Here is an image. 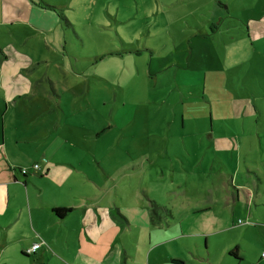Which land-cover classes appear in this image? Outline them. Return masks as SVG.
Here are the masks:
<instances>
[{"label":"rangeland","instance_id":"1","mask_svg":"<svg viewBox=\"0 0 264 264\" xmlns=\"http://www.w3.org/2000/svg\"><path fill=\"white\" fill-rule=\"evenodd\" d=\"M66 12L53 46L33 33L25 45L35 84L60 95L44 121L76 135L66 158L113 207L93 254L117 241L121 264H264V0H68ZM177 59L205 83L177 88ZM41 92L36 111L51 102ZM35 118L0 102L14 159L37 158Z\"/></svg>","mask_w":264,"mask_h":264},{"label":"crops","instance_id":"2","mask_svg":"<svg viewBox=\"0 0 264 264\" xmlns=\"http://www.w3.org/2000/svg\"><path fill=\"white\" fill-rule=\"evenodd\" d=\"M35 1L38 3L0 0V102L13 110L21 108L35 113L36 118L31 123L39 125L36 122L39 121L42 126L41 131L34 130L27 139L39 142L37 158L14 159V153L10 152V138L6 140L3 136L0 142V264H51L59 259L63 264H121L123 258L117 241L101 258L94 255L87 244L95 242L99 232L105 229L104 225L112 222L113 207L101 203L103 194L97 191L102 180L80 169L74 157L66 158L63 144L74 143L76 135L63 134V129L68 127L57 126L58 122L44 121L46 113L43 112L51 110L52 106L58 108V100L53 102V96L59 98L60 95L55 89L48 92L41 87L50 95L52 103L48 104L47 110L33 109L42 103L38 100H43L40 97L43 94L40 86L35 84L36 77L29 73L34 60L26 49L25 37L28 33L40 34L45 36V43L53 46V41L48 40L50 31L61 23V16L65 19L70 16L64 13L68 0H54L53 8L43 0ZM66 24L73 29L69 21ZM96 54L103 57L105 52ZM86 58L90 59L91 55ZM183 60L172 61L173 68L168 73L176 87L203 85L206 72ZM31 96L35 99H28ZM123 108H116L111 117V124L120 129L131 122V118H124ZM98 132L91 133V137L98 136ZM34 164H38V168H34ZM23 168L25 173L21 172ZM86 189H89L87 194ZM55 208L65 211L57 214ZM156 225L161 226H153ZM71 230L72 235L67 234ZM35 242H41L40 247L34 254H27L26 249Z\"/></svg>","mask_w":264,"mask_h":264},{"label":"built area","instance_id":"3","mask_svg":"<svg viewBox=\"0 0 264 264\" xmlns=\"http://www.w3.org/2000/svg\"><path fill=\"white\" fill-rule=\"evenodd\" d=\"M33 167L34 168H38V164H34ZM21 172L22 173H25L26 172V169H24V168L21 169ZM40 245H41V242H35V243H33L30 247H28L26 249V253L27 254H34L36 252V250L40 247ZM261 255L264 257V251L262 252Z\"/></svg>","mask_w":264,"mask_h":264},{"label":"trees","instance_id":"4","mask_svg":"<svg viewBox=\"0 0 264 264\" xmlns=\"http://www.w3.org/2000/svg\"><path fill=\"white\" fill-rule=\"evenodd\" d=\"M48 6L53 8V6H50V5H48ZM54 211H55L57 214H60L61 212L65 211V209H63V208H55ZM234 254H236V253H234ZM172 261H173V262H179V261H175V260H172ZM179 263H181V262H179Z\"/></svg>","mask_w":264,"mask_h":264}]
</instances>
